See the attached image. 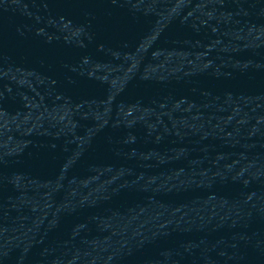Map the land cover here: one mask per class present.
Masks as SVG:
<instances>
[{"label":"water","instance_id":"95a60500","mask_svg":"<svg viewBox=\"0 0 264 264\" xmlns=\"http://www.w3.org/2000/svg\"><path fill=\"white\" fill-rule=\"evenodd\" d=\"M264 47V0H0V128Z\"/></svg>","mask_w":264,"mask_h":264}]
</instances>
